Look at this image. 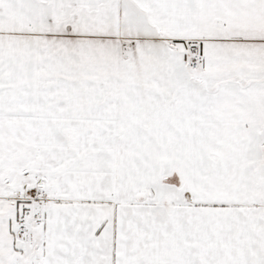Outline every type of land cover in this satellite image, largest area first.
Returning a JSON list of instances; mask_svg holds the SVG:
<instances>
[{
    "label": "snow or ice",
    "instance_id": "6c2138e0",
    "mask_svg": "<svg viewBox=\"0 0 264 264\" xmlns=\"http://www.w3.org/2000/svg\"><path fill=\"white\" fill-rule=\"evenodd\" d=\"M0 264H264V0H0Z\"/></svg>",
    "mask_w": 264,
    "mask_h": 264
}]
</instances>
